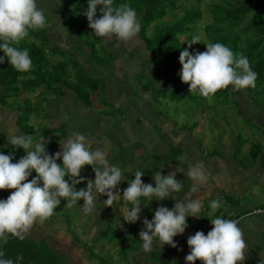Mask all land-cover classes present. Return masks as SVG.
Here are the masks:
<instances>
[{
    "label": "clouds",
    "instance_id": "obj_1",
    "mask_svg": "<svg viewBox=\"0 0 264 264\" xmlns=\"http://www.w3.org/2000/svg\"><path fill=\"white\" fill-rule=\"evenodd\" d=\"M98 6L102 7L99 18H96ZM83 15L89 29L98 38L128 42L140 32L137 13L127 3L114 6V0H88ZM46 27L47 19L37 0H0V52L4 53L0 64L7 59L16 72H31L33 64L29 51L20 49L19 45L29 37L30 31ZM195 44H200L199 36H193L187 43L188 48ZM188 48L179 55L180 80L188 85V93H198L212 103L215 94L229 86L235 91L255 88L257 74L242 54H235L219 42L208 43L203 52L190 53ZM8 142L12 148L23 149L26 154L13 163L12 155L0 153V191L11 192L7 199L0 200V242L3 244L8 243L9 236L23 240L34 223H43L53 216L61 201L66 202L64 206L72 207L78 206L82 200L81 211L92 214L100 196L107 197L101 202L105 207H113L122 199L123 204L131 205L119 209L123 220L134 224L140 216L141 198L147 204L153 199L163 201L182 189L181 182L176 179L177 170L166 176L160 171L154 172V187L145 184L142 180L144 172L137 170L121 197L116 190L122 182L121 168L110 163L106 151L93 150L92 142L77 132H72L60 145V151L52 155L47 152V141L43 137L34 144L31 135H11ZM85 166L92 168L95 178L86 181V188L76 190V185L85 182L80 176ZM32 172H35V178L29 180ZM187 176L192 181L190 191L178 198L172 209L160 206L151 221L143 220L139 239L144 251H153L154 241H158L162 248L165 245L175 248L173 238L184 233L187 218L199 217L203 196L198 195V190L207 185L209 174L202 163H197L189 167ZM219 207V199L210 204L213 211ZM212 214L209 212V216ZM210 223L212 228L207 235L197 231L187 239L190 252L185 257V264H195L196 261L200 264H243L247 244L238 221L215 217ZM22 259V256L16 257L17 262ZM0 264H15L2 248Z\"/></svg>",
    "mask_w": 264,
    "mask_h": 264
},
{
    "label": "crops",
    "instance_id": "obj_2",
    "mask_svg": "<svg viewBox=\"0 0 264 264\" xmlns=\"http://www.w3.org/2000/svg\"><path fill=\"white\" fill-rule=\"evenodd\" d=\"M43 2L44 0H37V5L39 8L42 7L41 9L45 8ZM80 44L85 47L79 41ZM126 49L124 46L120 50H124L123 53H127ZM79 50L82 53L88 52V48L85 50L79 48ZM120 56L125 57L126 55L121 52L112 55L115 58ZM75 58L77 59L76 56ZM79 61L83 63V72L89 77L110 80L109 87L112 90L109 94L110 99L113 100L115 107L122 106L125 95H129V92L132 93V91L127 90V84L132 83V81L128 77H123L119 67L112 65V59H110L109 64L102 67L101 73L97 72L99 64L91 66L82 60ZM131 63V67L136 64L138 66L137 72L133 73L132 70L130 71L134 76L139 77L147 74V76L155 79L160 77L154 68L148 69L145 60L140 57ZM106 85L107 82L105 83ZM134 91L139 93V90ZM38 92L40 90H37L36 93ZM39 94H36L35 99L41 101V103L42 101L44 102L45 116H41L42 118L37 117L35 122L41 121V123H37L38 128L36 130H39L42 124L64 127L65 133L59 138L56 136L54 140L57 152L60 151V145L62 146L66 142L72 132L86 136L92 142L93 150L101 149L106 151L110 163L119 166L122 170V182L116 189L119 190L121 197L123 196V190L128 187V182L134 179V172L139 170L138 168H133V165L129 168L130 161L133 159H137L140 162V166L143 165L144 177L142 180L145 184L155 186L152 176L156 171H160L162 175L166 176L169 172L177 170L176 179L183 186L180 192L172 193L166 201L153 199L147 204V201L141 198L140 216L134 224L125 223L119 211L122 206L131 207V205L123 204L121 199L115 202L113 207H105L101 202L106 200L107 197L100 196L97 201L96 211L92 214H84L81 211L82 200L76 206L77 219L80 220L79 226L82 225L81 232L85 231V233H82V239L77 236L78 231L74 229V226V233L68 231L65 225L66 220L64 222L62 220L64 216L58 217L56 215L48 218L43 223H34L30 233L26 236L37 242L45 241L47 243V251L59 256L64 264H104L105 257L110 258V263L107 261L108 264H185V257L190 252L187 239L197 231H202L207 235L211 230L203 228L202 223L215 217H220L238 221V226L243 231V238L247 244L246 259L243 264H264V206L252 209L251 212L247 211L248 207L259 204L260 200L264 201V164L262 160L258 159L256 163L253 162L252 165L244 168L240 161L238 163L234 162V158L232 159L233 162L230 163L229 153L233 152L229 150L224 151L226 152L225 158L222 155H215L217 153L204 156L203 153H200L202 147L192 134L185 135L177 142H175L174 137L169 135V137L167 136L168 144L163 141L161 143L160 139L148 134L152 129L147 123H144L143 126H138L134 121L130 122L123 116L116 118L117 122L114 119L109 121L108 118H105V115L97 116L91 108H85L83 104L74 102L73 95L68 91L56 98L52 93H45L47 94L45 96L46 100H41L40 96H37ZM50 94L51 97L49 96ZM146 94L147 92L144 93V95ZM142 96L139 94V97L143 100L144 97ZM146 102V99L142 103L139 98H134L126 101L125 104L131 109L134 117L141 118L143 115H147ZM259 111V115L256 116L257 119H251L255 124L264 128V111ZM245 115L248 116L247 114ZM18 119V109H15L14 106H4L0 102V153L4 155L14 156L15 153L19 155L23 150L12 148V145L8 142V138L11 135H25L19 126ZM156 119L157 128L160 132L168 134L171 129L170 125L166 121H161L158 116H156ZM160 126L163 127L164 131L160 129ZM89 130L92 132H89ZM107 130L111 133L115 132L114 135L112 137L106 136ZM146 134L148 137L145 140L144 135ZM41 137L47 140L48 134L38 135L39 139ZM183 138L188 143L182 142ZM114 142L120 148L123 147L127 150L128 153H111L112 143ZM171 147H174L180 153H166L167 151L169 152ZM252 157L253 161H255L257 156L252 155ZM126 163L128 165H125ZM197 163H202L205 171L209 174L207 185L198 190V195L203 196V206L199 217L190 216L187 218V227L184 233L173 238L174 243L177 245L175 248L167 245L162 248L158 241H154L153 251H144L143 242L139 239V232L144 227L143 220L148 219L151 221L155 210L160 206L172 209L175 201L178 198H183L190 191L191 185L186 187L184 184L187 180L188 182L191 181L187 176L189 167ZM80 176L85 182L76 185V190H79L78 187L86 188V181L94 180L95 178V174L89 166L82 169ZM249 185H251L250 188H248ZM255 188L259 190L258 194H253ZM245 189L251 192L249 194L250 202L235 203L237 198H241L246 193ZM10 194L11 192L8 190L0 191V200L7 199ZM232 197H235L234 203L230 201ZM256 197L259 202L255 200ZM192 198L195 199L196 196ZM216 199H219L220 207L213 211L210 208V204ZM65 203V201H61L59 206L63 207ZM66 209L68 208L66 207ZM255 211L260 212L253 213ZM209 212L213 214L209 216ZM225 213H228V216H225ZM85 218L90 221L86 230L84 227L87 224H83ZM102 233L109 235L110 242L107 244L105 241L103 243L105 249L98 251V249L93 248V240L95 236ZM131 237L132 239H130ZM96 243L97 241L94 244L96 245ZM114 250L118 251L114 253ZM195 264H200V261H196Z\"/></svg>",
    "mask_w": 264,
    "mask_h": 264
},
{
    "label": "trees",
    "instance_id": "obj_3",
    "mask_svg": "<svg viewBox=\"0 0 264 264\" xmlns=\"http://www.w3.org/2000/svg\"><path fill=\"white\" fill-rule=\"evenodd\" d=\"M205 1L114 0V6L127 3L136 11L140 22V32L136 38L139 39L140 47L137 45L135 48H140L148 55L144 57L141 54L139 57L144 59L148 66H152L162 80L171 79L172 86H178L176 84L180 83L181 72L180 52L188 48L187 43L193 38V33L202 27L206 38L210 39L209 43H222L235 54H242L248 58L252 70L257 74L256 86L235 91L234 95L241 91L246 92L252 103L258 107L264 106V0L212 1L208 4L211 21L200 27L199 22L203 18L200 7ZM61 2V13L64 14L62 17L69 27L70 36L82 39L87 35L82 39L86 44L90 40V35L95 36L88 27L87 18L83 15L87 10L88 0H61ZM100 7L102 6H98ZM98 8L96 18L100 15ZM149 29H152V32L147 36ZM49 30L50 26L43 30L30 31L29 37L19 45L20 49L26 48L29 51L33 64L31 72H16L8 64L7 59L0 64V102L4 106H14L20 113L23 109L12 99L18 98L21 93L25 95L24 98H28L36 95L37 90H40L37 96L52 93L56 98L68 91L73 95L74 102L83 104L85 108H91L90 95L98 90L99 81L86 76L73 54L59 45L48 44ZM241 33L246 34L245 38L241 37ZM96 38L102 49L101 52H107L108 48L101 42L103 39ZM205 45L207 44L200 41V44H197L198 51H205ZM193 49L192 45L188 51L191 53ZM91 51L92 55L97 54L94 48ZM133 52L135 50L130 49L127 53ZM2 56L4 53L0 52V57ZM231 91L232 86L219 90L215 94L218 103L223 104V100H220L222 95H230ZM170 100L176 101L175 96L170 97ZM231 101L235 104L237 113L242 114L237 99L232 98ZM195 125L193 124L191 129ZM20 128L23 131L27 129L26 125ZM250 153L256 156L255 153L259 152L254 146ZM17 161L18 159L15 158L12 162ZM0 248L15 264H64L59 256L47 251L45 241L37 242L28 236L23 240L9 236L7 244L0 242ZM17 256H22L23 259L17 262Z\"/></svg>",
    "mask_w": 264,
    "mask_h": 264
},
{
    "label": "rangeland",
    "instance_id": "obj_4",
    "mask_svg": "<svg viewBox=\"0 0 264 264\" xmlns=\"http://www.w3.org/2000/svg\"><path fill=\"white\" fill-rule=\"evenodd\" d=\"M212 1L222 2L221 0H206L205 2H203L200 7L203 11V18L201 22H199V24H201L200 27L211 21L208 4ZM44 4L46 5V7L42 10L44 11L46 19L48 20L47 27L49 28L50 26V30L48 32L50 37V39L48 40V44L50 46L59 45L63 49H68L66 50L68 51V53H71L74 57H77V62L80 65V68H83V63L79 60H82L91 66L99 64L97 66L98 73H101L102 67L109 64L110 59H112V65L114 67L115 65L116 67H119L123 77H128L129 80L132 81V83L130 82V84H127V90L132 91V93L128 91L129 95H125V99L123 100L124 104L120 107H115L114 102L110 99L109 95L112 92L109 87L110 80L93 77L92 79L99 81V85L98 90L94 93H91L90 95V106L91 110L97 116H101V114H103L106 116L105 118L109 119V121H111L112 119L116 120V118L123 116L126 117V119L130 122L134 121V123L138 126H143L144 123H147L152 129V131L148 134L153 136L154 138L160 139L161 143L163 141L168 144L167 136L169 137V135L174 137L175 142H177L180 138L184 137L185 135L192 134L194 139L202 147V151H200V153H203L204 156H206V154L217 153L215 155H222L225 158L226 152L224 151L229 150L233 152L229 153L230 163L233 162L232 159L234 158V162L238 163V161H240L244 165V168H247L248 166L252 165L253 162L256 163L258 159L262 160L264 164V128L255 124L252 121V119H257L256 116L259 115V110L264 111V106L260 105L259 108L261 109H259L258 106L252 103L251 99L248 98V94L246 92L241 91L234 95L235 90H233L232 88L230 95H222L220 100H223V104H219L215 96L213 97L212 103H209L206 98H203L198 93H188V85L182 83L181 80L180 83L176 84L178 86H175V88L172 86L171 79L168 78H166L165 80H162L160 77L155 79L151 78L150 76H147V74L145 76L139 77L134 76L130 71L132 70L133 73L137 72L138 66L136 64L131 67V62L137 60L138 57L141 56V54L144 57L148 56L144 51L142 52L140 48H135L139 44V39L135 37L128 42H123V44L122 42H118L115 38H112L111 40L103 39L101 42L109 49L107 52H101L102 49H100L99 44L96 42L98 39L95 36L90 35V40L86 42V44L83 43L84 40L82 41V39L86 38L87 35H85L82 39H77L70 36L69 27L62 17L63 13H61V0H44ZM41 8L42 7H40V9ZM98 10H100V8H98ZM197 29H199V26ZM151 32L152 29H149L147 32V36L150 35ZM193 36H199L200 41H202L204 44H208L210 42V39L206 38V34L204 33L202 27L196 32H194ZM245 36L246 34L241 33L242 38H245ZM79 41L85 47H82L81 44L79 45ZM36 42L39 43L38 41ZM76 44L81 50H85L86 48H88V52L82 53ZM122 46H125L127 48V52H130V49L135 50V52H133L132 54L123 53L124 50H120L123 48ZM138 46L140 47V45ZM90 48H94L97 51V54L92 55V51ZM193 48V51H198L199 49H197V44L193 45ZM120 52L122 54H125L126 56H120L118 58L112 57L114 53L119 54ZM147 68L151 70L153 67L148 66ZM102 72L104 71L102 70ZM86 76L89 77L88 75ZM106 82L107 85L105 86ZM186 89L187 91H185ZM134 90H139V93ZM145 92H147L146 95H144ZM139 94L143 95V100L139 97ZM45 96H47V94H45ZM45 96L42 95L40 97L41 100H46ZM49 96L51 97V94ZM174 96L176 101H171L170 97ZM24 97L25 95L21 93L18 98L12 99V101L19 104L20 107L23 109V112L20 111L19 113V126L26 125L27 129L23 131V129L21 128V130L25 135H31L33 137L34 144L40 140L38 138V135L43 136L45 134H48V138L46 140V150L50 155L57 153L55 149L54 140L56 139V136L57 138H59L65 133L64 127L42 124L39 130H36L38 128L37 123H41V121L35 122L37 117L45 116V109H43L44 102L42 101L41 103V101L36 100V95H32L28 98ZM163 97L166 98L164 99ZM134 98H139L142 103L143 101H145V99L147 100L145 105L147 115H143L141 118H136L133 116L131 109L128 108L125 102L129 99ZM232 98L237 99L239 103L238 107L243 112L242 114L237 113L235 104L231 101ZM25 108L27 109L25 110ZM256 108L259 110H257ZM245 114H247L250 118ZM156 116H158L161 121H166V123L170 125L171 129L169 130L168 134L160 132V130L157 128ZM25 122L26 124H24ZM115 122H117V120ZM193 124L196 125L191 129ZM160 129L164 131L162 126H160ZM187 129L190 130L187 131ZM89 132L92 131L89 130ZM114 133L115 132L111 133L107 130L105 135L112 137ZM147 137V134L144 135L145 140ZM181 141L188 143V141L184 138ZM112 144L113 145L111 147V153H128V151L125 150L123 147L120 148L116 142ZM254 146L255 149L259 152L255 153L257 156L255 161H253L252 153H250L251 149ZM166 153L180 152L177 151L174 147H171L169 152L167 151ZM25 154L26 153L24 152V150H22L19 155L15 153L13 158H17L19 160V158H21ZM57 163L62 164V161L57 160ZM125 165L128 164L126 163ZM129 165V168H131V166L133 165V168H138L139 171H143L144 169L143 165L140 166V162H138L137 159L131 160ZM86 167L87 166H85L84 168ZM35 175V172H32L31 176L29 177V180L35 178ZM66 179H68V177H66ZM184 185L188 187L189 185H191V181H185ZM250 187L251 185L248 186V188ZM78 188L79 190L81 189L80 187ZM257 188H255L253 194H258L259 190ZM245 190L246 193L241 198H237V202L235 203L250 202L249 194L251 192L248 189ZM234 199L235 197H232L230 198V201L234 203ZM166 200L167 199H165V201ZM255 200L259 202V199L257 197L255 198ZM263 206L264 201L262 202V200H260L259 204L250 208L248 207L247 211L251 212L252 209H256L258 207ZM67 208L68 209H66L64 205L63 207L58 206L55 209L53 215H56L58 217L64 216L62 220L63 222L64 220H66L65 225L67 226L68 231L70 233H74V229L77 230V236H80L82 239V233H85V231L81 232L82 225L79 226L80 220L77 219V207L72 206ZM225 216H228V213H225ZM89 222L90 221L87 218L84 219L83 224H87V226L84 227L85 230L89 226ZM108 236V234L105 235L104 233L95 236V239L93 241L94 243L97 241V243L96 245L93 243V248L98 249V251L101 249H105L103 243L105 241L107 242V244L110 242V238ZM130 239H132V237ZM116 251L118 250H114V253ZM109 260V257H105L104 264H108L107 261L110 263Z\"/></svg>",
    "mask_w": 264,
    "mask_h": 264
},
{
    "label": "built area",
    "instance_id": "obj_5",
    "mask_svg": "<svg viewBox=\"0 0 264 264\" xmlns=\"http://www.w3.org/2000/svg\"><path fill=\"white\" fill-rule=\"evenodd\" d=\"M259 212H260V211H255V212H253V213H259ZM214 219H215V218H214ZM211 220H212V219H211ZM211 220L204 222V223L202 224L203 228L211 230V228H212V225H211V223H210Z\"/></svg>",
    "mask_w": 264,
    "mask_h": 264
},
{
    "label": "water",
    "instance_id": "obj_6",
    "mask_svg": "<svg viewBox=\"0 0 264 264\" xmlns=\"http://www.w3.org/2000/svg\"><path fill=\"white\" fill-rule=\"evenodd\" d=\"M183 186V185H182Z\"/></svg>",
    "mask_w": 264,
    "mask_h": 264
}]
</instances>
